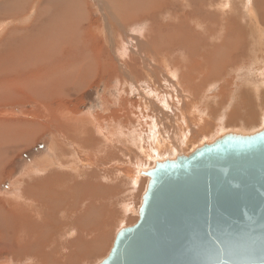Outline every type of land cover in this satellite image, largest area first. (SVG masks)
Returning <instances> with one entry per match:
<instances>
[{
	"label": "rangeland",
	"instance_id": "374dc122",
	"mask_svg": "<svg viewBox=\"0 0 264 264\" xmlns=\"http://www.w3.org/2000/svg\"><path fill=\"white\" fill-rule=\"evenodd\" d=\"M106 1H109V3L107 2V5H104L101 0H99V1L98 0H28V1L27 0H0V27H1L0 28V41H1L0 43L1 44L3 43L2 44L3 46L0 44V48L1 47L3 48V49H0V50H2L0 52V57H2V56L5 57L4 54L9 51L8 46L10 47V45L7 42L10 39L11 41L13 40V43L15 46L17 44V45H20L22 47L23 46L26 47L27 45H30L32 43L30 45L32 47V50L36 49V47H35L36 45L37 46L40 45L41 47L40 46L39 47H40L41 53L38 52L40 54V57H45L48 53L58 55V52H60L63 56L65 54H67V58H69L71 55L80 56V53L82 52V53L89 56V60L91 61V63L94 66V68L92 67V69H90V71H88L85 74L87 77V80L85 81V83L83 85H79V84L73 85V83H71L70 78L67 79V81H64L65 83L63 82V85L58 83V84H60V85H58V91H57L58 92L57 101H59V104L51 103L49 105L44 104V105L38 106V105L28 103L26 101V99L23 100L22 97H21V100H17L15 98L12 100H8L7 103L0 102V113H1V111H7V112L9 111L7 113V116H5L6 118L4 117L6 120H8V118H13V117H16V118L20 117L21 119L25 118L27 120L22 119L23 122L25 120V123H28L25 125V128L29 131L30 129H32L36 126L35 130H37V132H35V130H34L31 133L24 135L23 140L31 138L32 143H30L29 145H27L25 147H22L21 149H16V145H15V148H13V144H8V151L6 153V158L8 157L7 158L8 161L5 163V166H0V178L3 179V182L0 181V195L4 194L3 192H5L6 193L5 197L7 196L6 199H8L11 204L13 203L12 205L15 206L16 208L18 206H21V205H22V207L25 206V209H28V211L30 212V214H31L30 216L32 218L35 217L34 220L38 223V227H36V230L38 233L35 231L32 234V236H29L30 238L28 237L29 239H33L32 240L33 242L36 239H37V241L34 243L29 242L31 249H29L30 248L29 245L27 247L28 249L25 248L24 252L26 253V256L23 255L20 258V260L17 261L19 263H17L16 260H13L14 258L12 259V256L8 257V256H6V253L5 254L3 253L6 250H0V254H1L0 255V264H32V263L33 264H44V263L50 264L49 262H47L49 260L50 261L53 260L52 264H54L55 259L58 261V262H56L57 264H98L107 256V254H108V252L112 246L114 236L116 235L117 231L123 227L133 226L138 220L137 211H138V208H139L140 203H141L142 195L146 189V185H144V183L148 181V178L144 174H139L138 179H137V185H133L134 187L131 188L130 187L131 185L129 184V182H126L127 179H125L124 177H121L122 175L120 173V177H118V180L120 182L122 181L120 183V186L122 185L121 186L122 189H121V187H119V189H121V190H120V194L118 195L117 198H114L111 195L113 193V191H111V190H113V189L106 191V193H104L103 191H102L103 193H101L100 192L101 191V189H100L101 185H100V188L96 189L97 190L96 193H99V192L100 193L99 194H94L95 192L93 193L95 195V197L92 194L91 195L93 197H91L90 195H88L89 196L88 197L87 194H85L86 196H84V195L81 196L80 193H76L75 191L73 192V189L70 188L67 191V194H69V195H66V193H65L64 196H66V197L62 196L63 199L60 198L61 193L59 194L58 190L56 192H54L56 194L53 193V196H52L54 198V199L52 198L53 206L56 205L54 207L53 206L51 207V205H49L48 203L44 204L45 203L44 201H42L40 203V199H39L37 202H38V204L40 203L42 205V206L40 205V208H39V207H37L38 204L32 203V201H34L35 197L33 198L32 193L29 192L30 191L29 185H31L32 183H30L31 179L29 181H26L27 178L21 179V180H23V186H22V188L24 189V190H22L23 196L17 197V199H15V198H13L14 195H8L9 191H7V190L10 187V183L14 182L12 179H14L19 174L21 175L22 172L25 171L27 169V167L31 165V162L32 163L34 162L32 160H35L41 154L47 152L49 144L51 143L50 139L52 138V135H51L50 131H48L47 129L44 128L42 123L46 122L47 118L45 116L48 114L49 111L57 109L65 115L68 114L69 117H75L78 115L86 116V115H84V112L90 111L92 113L98 114L99 117L101 116L104 119L110 117L108 119H111L110 120L111 122L113 121V119H117V121H119V123H123L126 121V118L124 119V117H126V114L123 111L118 112V114H113V112L118 111L121 108L122 109L123 108H129L130 110H134V111H132V114L134 116H136L137 113H135V112H137V110L135 109V107H137L139 105V104H137V103H139V99H142L145 101V103L147 102L146 103V111L147 112L146 111L143 112L142 115L146 119L150 116L149 118L154 122L155 128L158 127L157 125L159 123L161 125L159 126L158 130L160 129L161 126H163L162 128L165 131H167L168 128H169V130H174L175 128H179L181 126V120L182 119H184V120H182V124L184 125V123H186L185 118H186V116H188L189 119H191L193 122H195V126H194L195 128L189 127V128L181 129L182 131H184L183 135H186V141L185 142H187V143L183 146L182 150H180L181 152H171V153L169 152V153L165 154L164 156H162L161 158H158V160H160V161H162L165 158L172 159L175 157V155H187V154L191 153L196 147L200 146L202 143L212 142L215 138H217L220 135V134L217 135V133H216V131L218 132L219 130H221V129L216 127L218 125L223 126V129L220 131L222 134L225 132H238L241 134H252L258 130L264 129L263 126H259L258 124H255L256 121L254 123H252L249 127V124L247 126L243 125L244 123H239V120H238V122H237V120H231V122H235L233 127H226V126H228V124L222 123L225 118L224 119L221 118V120H220L217 117V116H221L223 113L225 115L228 111L227 115H225L226 117L228 116V118L239 116L240 118L245 120L244 115H247L246 121L250 120V122H253L252 121L253 119H257V122H260L261 120L264 121V119H263V117H264V114H263L264 113V87L263 86L264 85H262V83L264 81L263 80L264 75L262 74V73H264V0H189V1L188 0H161V1L158 0L159 2L156 0L157 4H159L158 8H155L156 5H152L153 1H155V0H135V2L138 3V4L136 3V6L134 4L135 3L134 0H132V3H131V1L128 2L129 0L128 1L123 0V1H121L122 3L120 2V0H106ZM111 1H116L117 6L115 7V5L112 4ZM125 2H126V5H125ZM139 3H140V5H139ZM128 4H129V8L132 10H130L129 8L126 9L128 7ZM131 4L132 5L134 4V7L131 6L132 7L131 8L130 7ZM109 6H112V7L110 8ZM137 6L138 7L141 6L140 7L141 9H139ZM120 7H123V8L120 9ZM36 8H38V9H36ZM40 8H42V9H40ZM122 9H125V10H122ZM153 9H155V10H153ZM121 10L123 11V13H121L122 12ZM137 10H138V12H137ZM41 11H42V14H41ZM43 11H45V12H43ZM50 12L53 14V17H51ZM124 12H126L125 13L126 15L124 14ZM130 12L133 14L129 15V14H131ZM139 13H140V15H139ZM42 15L44 16V18ZM115 15H117L119 18L115 17ZM110 16H112V17L110 18ZM132 16H133V18H132ZM68 17L70 20L68 19ZM121 18H123L122 22L126 21L125 23L128 24L127 26L126 25L121 26L120 21H117ZM133 19H134V21H133ZM140 19H142L143 21L141 20L142 22H140ZM40 20H41V22H40ZM47 21H50V22L52 21V22L50 23ZM212 21L214 22V24L217 23V27H216V25H214V26L219 31H217L216 29L213 31L212 28H215V27H213V25L211 24V23H213ZM229 21H230V23H232V21H233V23L240 25L241 29H239V31L235 27H233L232 30H230L231 28L225 29L223 27V25L225 24V22L228 23ZM60 22H63V23H60ZM109 22L111 23V25ZM209 26H210V28H209ZM25 27H26V30H25ZM16 28H19V29H16ZM51 28L52 29L54 28V30H56L58 28L60 30L66 28V30H64L65 32L63 31L60 34L53 32V35H50V36H47L46 34H44L47 30H49ZM11 29L14 31L15 30H20V31L22 30L21 32H24V30H25L28 35L24 34V37H23V35L21 37L19 35H17L16 38L18 40L14 39L16 34L11 33V31H12ZM111 29H112V31H111ZM210 29H212V30H210ZM220 29H221V31L222 30H224V31L221 32ZM175 30L178 33H176ZM7 31L9 34L12 35V37H10L11 35H9L7 33ZM67 31H68V34L66 33ZM151 31H153V32H151ZM237 31H238V33H237ZM241 31H242V33H240ZM223 32H224V34H223ZM233 32H236L235 34H238V35L240 33L239 37H241V38L244 37L243 39H238V36L234 35V37H232V38H234V42L240 40V42L242 43V46L243 47L245 46L246 49H248V50H246V52L243 54L244 59H243V57H241L242 62L240 61L239 65H237V66H239V68H237V69H235V66H234V68L232 67L233 64L228 65L229 67L228 66L225 67L223 71L219 67H214L215 65H213V66L210 65L209 70L211 71V74L213 72V69L211 67L218 68L216 70L220 69V71H221V73H220V71H219V73L216 72V75H215V77L217 78V76L219 74L218 77L220 78V81L214 82L216 80L212 81V79H211V81L210 80L209 81L214 82V83H213V85L211 83L212 86H210V84H208L209 81H207V78L211 77V75L209 76L210 72L207 69L208 67L203 68L202 69L203 71L201 70L200 71L201 73H198V71L197 72L194 71L195 65L192 66V64L200 63L202 60H203L202 62H205L204 58L199 54V53H201L200 51H202V49H199V47L195 51H192L189 53V51H191L193 49V47H192L194 44L193 41L195 39H197V40H205L206 39V41L210 40V44H214V43L217 44L220 40L219 38L222 37L221 38L222 40H220L221 42L219 43V45H222L221 43L224 41V39L230 38L228 40L233 41L231 38V35L233 36V34H234ZM40 33H42V34H40ZM116 33L118 34V36ZM218 33H219V35H218ZM137 34H140V37L143 34L144 36H142V37H144L146 39H143L142 37L140 38ZM146 34H147V36H146ZM205 34H206V36H205ZM221 34L225 35L227 38H224L225 36H221ZM243 34L245 36H242ZM76 35H78V36H76ZM152 35H154V36H152ZM157 35L159 37H156ZM175 35H178V36H175ZM182 35L184 36V38ZM217 35H218V37H217ZM31 36H33L32 40L30 38ZM92 36L96 37V38H93ZM97 36H98V39H97ZM107 36H108V38H106ZM150 36H151V38H150ZM165 36H166V39H165ZM52 37H55V39ZM147 37H149V38L147 39ZM235 37L237 38V40L235 39ZM155 38L157 39V41L160 40V43L157 41L155 42ZM169 38H172V41H169V40H171ZM19 39L21 41H19ZM63 39L66 40L65 42H67V44L68 43L70 44L69 47L67 45L62 44V41H64ZM94 39H96V40H94ZM180 39H181V41H180ZM10 40H9V42L11 43ZM26 40H27V42H26ZM144 40H147L148 42L144 41ZM164 40H165V42H164ZM241 40H244V41H241ZM28 42H29V44H28ZM185 42H187V43H185ZM13 43H11V44H13ZM97 43H99V44H97ZM232 43L233 42L229 43V45L231 44V47H235ZM241 43H239V44H241ZM4 44H7V45H4ZM223 44H224V42H223ZM239 44H236V45H239ZM61 45L65 46V48H61ZM5 46H7V47H5ZM157 46L160 47L162 50L160 48H158ZM175 46H177V47H175ZM187 46H189V47H187ZM48 47H49V49H48ZM123 47H124V50H122ZM152 47H154V48L152 49ZM156 47L158 49H156ZM217 47H218V45H217ZM41 48H43V49H41ZM189 48H191V49L189 50ZM154 49H156V52ZM241 49H242V47H241ZM3 50H4V52H3ZM49 50H51V51H49ZM119 50H121V51H119ZM164 50H167V52H169L168 53L169 58L166 57L167 55L165 56V54H167V52H165ZM43 51H45V52H43ZM47 51H48V53H47ZM117 51H118V54H115V52L117 53ZM123 51H124V55H122ZM125 51H128V53ZM129 51H130V54H129ZM251 51L253 54H251ZM2 52L4 54H2ZM35 52H37V50H35ZM119 52H121V53H119ZM150 52H151V54H150ZM153 52L156 54L154 55ZM38 53H36V55H38ZM144 53H145V55H144ZM128 54H129V57H128ZM131 54H132V56L130 57ZM133 54L134 55L136 54V55L134 56ZM171 54L173 57L171 56ZM157 55H159V56L157 57ZM178 55H180V56H178ZM182 55H183V57H182ZM190 55L194 56V57L192 56L193 59L190 57ZM125 56L127 57V59L129 61H127ZM154 56H155V60H153ZM186 56H187V60L190 58L189 61H187V64L192 66L189 68V72L190 73L192 72V78L196 79V77H197V80H201V81L196 80L197 83L195 81L193 82V83L198 85L197 90L194 89L195 88L194 86H196V85H194V84L190 85V82L188 81V83H189L188 90L195 91V96L193 94L188 99L185 98L186 95L183 94V91L178 92L177 88L174 92L176 96L172 92V91H174L173 89H175V85L172 84L170 78L168 77V74H166L164 72L165 67H166L165 65H167V63L166 64L164 63L163 65H159L160 67L155 65L156 62H159L158 59L163 60V59L167 58V60L169 62H172L171 65L176 66L178 63L182 64L180 62V60H178L180 58H181V61L183 63H185L186 62V59H185ZM119 57L120 58L122 57L121 58L122 61L120 60ZM176 57H178V58H176ZM228 57H230V59H234L232 56H228ZM113 58L116 60H114ZM150 58H152V59H150ZM182 58H183V60H182ZM194 58H196V60L198 62L195 61ZM148 60H149V63H148ZM173 60L175 62H177V64H175V62ZM3 61L5 62V58ZM32 61L34 63H39L37 56H34ZM130 61H131V63L134 64V65H131L133 68H135V69L139 68L138 70H140L142 68V70H140V71H143V73H146L147 75L149 73L152 74V72H154V76H153V74L152 75L150 74V76H151L150 79H152V80H148V82H147L145 79L147 84L145 85V81H144L143 86L142 87L139 86L137 88L132 83H130V81H127V79L125 77L123 78L124 81L122 83L117 82L118 80L116 81V79L112 76V74L114 73V71L117 73H120V72L126 73L127 63ZM145 61L149 65L150 64L151 65L149 66ZM4 62H2L1 65H3ZM188 62H190V63H188ZM202 62L200 64H202ZM206 62H208V61H206ZM114 63H115V65H114ZM243 63H244V65L241 66V64H243ZM257 63H258V65H257ZM108 64H109V66H108ZM111 64L114 65L113 68L111 67ZM121 64H123V65H121ZM140 64H141V68L139 66ZM152 64H153V66H152ZM37 67H40L39 64L31 65L30 67L27 68V70H31L32 72H30V74H22L23 78H24V82L27 80H30L29 82H27V84L25 83L22 85V93L24 92L25 87L30 86V85H36L35 83H43L44 82V78L40 82H38V79H36L40 73V72H38ZM161 67H162V70L160 69ZM103 68L106 70H103ZM124 68H125V70H124ZM147 68L149 69V71ZM193 68H194V70H193ZM113 69H114V71H113ZM150 69L153 71L150 72ZM257 69H259V70L257 71ZM46 70H49V69H46ZM105 71H107V72H105ZM109 71H112L113 73L109 72ZM158 71H159L160 75L156 76L158 74L157 73ZM193 71H194V73H193ZM260 73H261V75H260ZM172 74H174V73H172ZM40 76H43V75L40 74ZM152 76L155 77L154 80H153ZM169 76H170V74H169ZM201 76L203 77V80L200 79ZM212 77H214V75ZM221 78H224V79H221ZM117 79H118V77H117ZM244 79L246 81L242 84ZM151 81H153L154 84ZM205 81H207L206 84H208V85L205 84ZM247 82H249L250 84H247ZM258 82L259 83L262 82V83L258 84ZM161 83L164 85H161ZM130 84L135 88L134 90ZM152 84H153V86H152ZM155 84H156V86H155ZM199 84H200V86H199ZM241 85L242 86L244 85V86L242 87ZM146 86H148V88H146ZM162 86H164V87H162ZM202 86H206L207 88H205V87L202 88ZM129 87H132V88L129 89V94L125 97L123 95L124 92L122 90H124L125 88H129ZM143 87H145V88H143ZM156 87H158L157 88L158 90L156 89ZM236 87H237V89H236ZM247 87H249V88L251 87V89H252V87H255V89H257V91L253 90V93L254 94L257 93L256 96L259 95L258 100L255 99V96L254 97L252 96V90L247 88ZM168 89H170V90H168ZM204 89H206V90H204ZM132 90H133V92H130ZM221 90L224 93L223 98H219L220 96L218 95V93ZM244 90L251 91L250 94H249V91H248V93L246 91L247 96L245 95V99H247L246 97H248V95H249V97L247 99L249 101L248 103L253 101V102H251L253 104L250 103L251 105H249L248 108H247L248 104L246 101H245L246 104L244 102L243 106H241L240 104H238V99L235 98V97H238L239 95H243L245 93ZM161 91H162V93L164 91L165 92L163 94H161L160 93ZM170 91H171V93H170ZM203 91L206 95L203 93ZM242 91L244 93L240 94V92H242ZM63 92H64V94H66L65 96H64V94H62ZM140 93H142V95H144V94L148 95V96H146L147 99L139 96ZM159 93H160V96L158 98ZM168 93L170 95H168ZM182 94L185 95V97H183ZM201 94H203V95H201ZM58 95H60V96H58ZM161 95L164 96V98L161 97ZM260 96H262L263 98ZM123 97H125L126 99L122 100ZM160 97L162 98L163 104L161 103ZM168 97H170V98H168ZM181 97H183V98H181ZM148 98H149V102H148ZM154 98L156 100V103H155V100H153ZM197 98H198V101H197ZM207 98H209V100ZM249 98H250V100H249ZM175 99H177V101ZM182 99H183V101H182ZM194 99H196V101L198 103L200 101V103L202 105L201 108H198L196 106V104H198V103L194 102L195 101ZM171 100L173 102L170 103ZM191 100L193 103L192 104L193 108H191L192 107L191 106ZM103 101L105 103L107 102V106H105V103ZM233 101H235V102H233ZM239 101H241V100L239 99ZM109 102H111V104ZM186 102L188 105L186 104ZM219 103H221L220 104L221 106L219 105ZM256 103H257V105H256ZM164 104L165 105L168 104L167 105L168 108ZM224 104H225V106H224ZM236 104H237V107H236ZM148 105H149V108H147ZM171 105H172V107H171ZM175 105L180 106V108L183 106L182 107L183 110L179 109V107L178 108L174 107ZM214 105H218V108H217V106H214ZM42 106H44V107H42ZM187 106H188V108H187ZM222 106H223V108H222ZM202 107H204L203 110L205 113L203 112ZM220 107L222 110H220ZM34 108L37 112L34 110ZM45 108H47V109H45ZM224 108H226V110ZM237 108H238V110H237ZM48 109H49V111H48ZM231 109L232 110L236 109L237 112L234 111V113H232L233 111ZM260 109L262 111V114H261L262 117L259 116L260 117L259 118L255 112L258 111L260 114ZM40 110H41V112H40ZM174 110H177L179 113L177 111L174 112ZM209 110H210L211 114L213 112V114H212L213 116L209 115L210 114L208 112ZM213 110H215V111H213ZM219 110L222 112L221 115H219V113H221ZM38 111L40 114H42L45 117V119H42L40 117ZM97 111H99V112H97ZM217 111H219V112L217 113ZM12 112H13V114H11ZM29 112H31V113H29ZM28 113H29V115L35 114V115H33L35 117L29 116ZM44 113H46V114H44ZM69 113L71 115H69ZM106 113H108V114H106ZM183 113L185 115H183ZM194 113H195V115H194ZM215 113H217V114H215ZM172 114H173V116H172ZM200 114H202V115L200 116ZM204 114H206V115H204ZM236 114H237V116H236ZM26 115H27V117L29 116V118H31V119L27 118ZM162 115H165V117ZM193 115L194 116L198 115V116L194 117ZM151 116H152V118H151ZM202 116L204 117L203 121L201 119ZM207 116L208 117L210 116L211 119H209ZM36 117H37V119H36ZM39 117H40V120H39ZM34 118H35V120H34ZM194 118H195V120H194ZM178 119H180V120L177 121ZM198 119H201L202 123ZM158 120L159 121L161 120L164 123L163 122L161 123V121L159 122ZM175 120H176V122H175ZM40 121H41V123H40ZM168 121L173 123V124L169 123ZM197 121H199V122H197ZM213 121H214V123H213ZM226 121H228V120H226ZM205 122L207 123V125H205L206 124ZM77 126L75 125L74 127H77ZM211 126H215L218 130H216V129H214L216 131L211 130L212 129V128H210ZM207 127H208V129H207ZM165 128H167V129H165ZM227 128H229V130ZM186 130H188L189 133H188V131L186 132ZM208 131L211 134H209ZM30 134H32V135H30ZM196 134H198V135H196ZM34 135H35V137H33ZM181 139L184 140V137H182ZM202 140H204V141H202ZM96 153L93 155V156H95V158H97V157L99 158L102 154V153L101 154L97 153V155H98L97 156ZM4 154L2 153L1 155H4ZM103 155L108 156V157H105V156L103 157V158H105V160L110 157L108 153H103L102 156ZM91 156H92V154H91ZM133 156L137 157L136 153H134ZM102 161H103V159H102ZM102 161H101V163H102ZM118 162L120 165V161H118ZM102 164H105V161H103ZM132 165L133 164L130 163L128 165V167L132 166ZM100 166H101V168H100ZM100 166L98 168L99 169L98 171H100V172L98 173V171L96 170L94 172L95 175L92 171H90L88 169L80 168L78 170V172H80V171H83V172L80 174L81 176H79L78 180L79 181L85 180V181H82L83 184L88 183L89 186H93V184L94 185L96 183L99 184V181L101 179L102 180L100 181V183H104L103 174H106L115 183L116 178L112 177L115 169L114 168L107 169V166L105 169V167L103 165H100ZM139 166H141V170L152 168L153 162H150L146 166H144V164L141 163ZM147 166H149V167H147ZM51 167L53 170H50ZM51 167L49 169H47L48 171L45 170L43 172V174L41 175L42 178L43 177L45 178L47 176V174H49V172L53 173L52 171H54V170L56 171L55 168H57V166L56 167L51 166ZM108 168H110V166H108ZM88 173L92 174V176L89 175ZM99 177L101 178L100 180H99ZM67 179H65L61 183H64V182H65V184H79L80 183L78 180H75L76 183L73 182L74 180H72V177L69 176V174H68ZM92 180H93V183H92ZM106 181H108V180H106ZM31 182H32V180H31ZM89 183H91L92 185ZM24 187H26V188H24ZM127 188H129L128 189L129 191L126 190ZM99 189H100V191H99ZM24 191H25V193H24ZM108 192H110V194ZM30 194H31V197H30ZM26 196H29L31 199L30 198L28 199V197L26 198ZM67 197H68V201H67ZM70 197H72V198H70ZM93 198L95 199L96 203L93 201L94 200ZM0 199H1V197H0ZM20 199H22V200H20ZM80 199H82L84 201L86 200L87 202L85 201L86 203L82 204L83 201ZM96 199H98L100 202ZM56 200L60 201V202H57ZM61 200H62V202H61ZM101 200H103V201H101ZM63 203H64V207H63ZM87 203L90 204V206ZM94 203H95V205H94ZM99 203L101 205H99ZM47 204L50 206L51 210L53 209L52 210L53 213L50 210L49 206H46ZM34 205H36L37 208L33 207ZM80 205L82 207H80ZM93 205H94V208L92 207ZM122 205H124L123 211H121ZM30 206L32 207V209ZM44 206L47 209H45ZM59 206H61V207H59ZM95 206H96V208H95ZM87 207H89V212H87L88 210H86V209H88ZM5 208L7 209V206ZM77 208H78V210H77ZM33 209L34 210L36 209V211H34ZM70 209H71V211H70ZM74 209L76 211H74ZM90 209H91V211H90ZM44 210H45V212H44ZM119 210H120V212H119ZM39 211L41 213H39ZM32 212H35L33 214L34 217L32 216ZM76 212H77V214H75ZM38 213L40 214V216L43 217L42 219ZM80 213L94 214V216L89 215L90 217H88L87 219L84 220L85 217H83ZM0 214H10V213H5V210H3V212ZM11 216H13V215H11ZM36 216H38L39 218H37ZM44 217H46V218H44ZM49 217L52 218V220ZM80 218H82V219H80ZM53 219H55V220H53ZM66 219H69L68 223L71 226V229H70L71 231L75 230V228H77L83 222H85L84 223L85 226H87L89 224H90V226H89V228H86L84 226V224H82V226L80 228V233H75L76 235L72 233L73 236L70 237L68 234L63 233L65 230H66L65 232H67V229L69 230V228H67V227L64 228L63 224H61V222H65ZM71 219H72V221H71ZM34 220L32 219L33 222H34ZM58 220L60 221V223L58 222ZM54 221L57 224L53 223ZM48 222L49 223L51 222V224H47ZM93 222H94V224H96L94 227L91 226V223H93ZM54 224H56V225H54ZM58 224L59 225L61 224V225L59 226ZM45 225H46V227H45ZM47 227L50 229H48ZM59 227H60V229H59ZM84 229H86V230H84ZM49 230H50V233H48ZM81 230H83V231H81ZM3 232H4L3 227L0 224V234ZM55 233H57V234H55ZM26 234L27 233H25L23 236L24 239H25V237H27ZM64 234H65V236H64ZM78 235L81 237H77ZM82 235H84V236H82ZM51 236H52V238H51ZM54 236L56 237L55 241L53 240V239H55ZM94 237H95V239H94ZM28 238H26V239H28ZM74 238H76V239H74ZM87 238H88V240H87ZM93 240H94V242H93ZM26 241H27V243H26ZM69 241L71 242V244ZM22 242H24V244H28V240H24ZM39 243H41V244H39ZM67 243H69V245ZM76 243H77V245H76ZM79 244H81V245L79 246ZM74 245H75V247H74ZM69 246L70 247L72 246V247L70 248ZM81 246H84L85 248L81 247ZM64 247L66 249H68V251ZM73 248H74V250H73ZM77 248L80 251H78ZM82 249H84V250L87 249V250H85L83 252ZM62 250H63V252H62ZM50 252H52V255L49 257ZM7 253L9 256L11 255L10 252H7ZM71 253H72V255H71ZM54 254L57 257H55ZM68 254H70V255L68 256ZM64 255L66 257H64ZM32 256L34 257V260H33ZM25 257H27V258H25ZM35 257L37 258L36 260H35ZM44 258L45 259L49 258V260L47 259V261H45ZM30 260H31V262H29ZM12 261H13V263H12ZM9 262H11V263H9ZM81 262H83V263H81Z\"/></svg>",
	"mask_w": 264,
	"mask_h": 264
},
{
	"label": "bare ground",
	"instance_id": "6f19581e",
	"mask_svg": "<svg viewBox=\"0 0 264 264\" xmlns=\"http://www.w3.org/2000/svg\"><path fill=\"white\" fill-rule=\"evenodd\" d=\"M28 1V0H27ZM99 1V0H98ZM102 1V3L104 4V5H107V2L109 3V1H106V0H101ZM121 1H123V0H120V2ZM128 1V0H127ZM131 1V3H132V0H129L128 2H130ZM158 1V0H157ZM157 1L155 0V1H153V4L152 5H156L155 6V8H158L159 7V4H157ZM161 1V0H160ZM189 1V0H188ZM112 2V4H114L115 5V7L117 6L116 5V1H111ZM134 2H135V0H134ZM133 2V3H134ZM159 2V1H158ZM64 3V2H63ZM101 3V2H100ZM99 3V4H100ZM119 3V2H118ZM117 3V4H118ZM122 3V2H121ZM136 3L137 2H135L134 4H135V6H136ZM36 4V3H35ZM134 4L132 5H130V7L131 6H133L134 7ZM138 4V3H137ZM29 5V4H28ZM110 5V4H109ZM124 5V4H123ZM125 5H126V2H125ZM139 5H140V3H139ZM213 5V4H212ZM220 5V4H219ZM101 7V6H100ZM110 8L112 7V6H109ZM127 7V6H126ZM138 7V6H137ZM141 7V6H140ZM140 7H138L139 9H141ZM220 7V6H219ZM34 8V7H33ZM44 8V7H43ZM102 8V7H101ZM108 8V7H107ZM118 8V7H117ZM121 8H123V7H120V9ZM129 8V4H128V7L126 8V9H128ZM132 8V7H131ZM137 8V9H138ZM154 8V7H153ZM36 9H38V8H36ZM40 9H42V8H40ZM39 9V10H40ZM47 9V8H46ZM115 9V8H114ZM119 9V10H120ZM130 9V8H129ZM13 10V9H12ZM17 10V9H16ZM26 10V9H25ZM49 10V9H48ZM78 10V9H77ZM116 10V9H115ZM122 10H125V9H122ZM121 10V11H122ZM130 10H132V9H130ZM136 10V9H135ZM134 10V11H135ZM147 10V9H146ZM153 10H155V9H153ZM79 11V10H78ZM114 11V10H113ZM117 11V10H116ZM38 12V11H37ZM43 12H45V11H43ZM112 12V11H111ZM133 12V11H132ZM137 12H138V10H137ZM47 13V12H46ZM70 13V12H69ZM72 13V12H71ZM117 13V12H116ZM121 13H123V11L121 12ZM126 12H124V14H125ZM131 13V12H130ZM41 14H42V11H41ZM49 14V13H48ZM50 14H51V17H53V14L50 12ZM105 14V13H104ZM118 14V13H117ZM133 13H131V14H129V15H132ZM10 15V14H9ZM74 15V14H73ZM72 15V16H73ZM112 15V14H111ZM126 15V14H125ZM128 15V14H127ZM137 15V14H136ZM139 15H140V13H139ZM33 16V15H32ZM38 16V15H37ZM43 16V15H42ZM41 16V17H42ZM49 16V15H48ZM107 16V15H106ZM142 16V15H141ZM192 16V15H191ZM11 17V16H10ZM31 17V16H30ZM74 17V16H73ZM112 16H110V18H111ZM115 17H117V18H119L117 15H115ZM114 17V18H115ZM230 17V16H229ZM8 18V17H7ZM40 18V17H39ZM43 18H44V16H43ZM72 18V17H71ZM109 18V17H108ZM128 18V17H127ZM132 18H133V16H132ZM131 18V19H132ZM138 18V17H137ZM147 18V17H146ZM51 19V18H50ZM68 19H69V17H68ZM122 19L123 18H121V19H119V20H117V21H120V24H121V26H124V25H128V24H126L125 22H122ZM135 19V18H134ZM134 19H133V21H134ZM49 20V19H48ZM52 20V19H51ZM70 20V19H69ZM128 20V19H127ZM142 19H140V22H142L141 21ZM187 20V19H186ZM229 20V19H228ZM237 20V19H236ZM35 21V20H34ZM189 21V20H188ZM210 21V20H209ZM242 21V20H241ZM40 22H41V20H40ZM47 22H50V21H47ZM52 22V21H51ZM50 22V23H51ZM139 22V21H138ZM187 22V21H186ZM213 22V21H212ZM60 23H63V22H60ZM108 23V22H107ZM106 23V24H107ZM110 23V22H109ZM115 23V22H114ZM151 23V22H150ZM211 23V22H210ZM232 23H233V21H232ZM230 23V21L228 22V23H226L225 22V24L223 25V27L225 28V29H228V28H231L230 30H232V28L233 27H235L238 31H239V29H241V26L240 25H237V24H235V23ZM237 23V22H236ZM105 24V25H106ZM212 25H213V27H215L214 25H216V27H217V23H215L214 24V22L213 23H211ZM235 24V25H234ZM110 25H111V23H110ZM115 25V24H114ZM173 25V24H172ZM182 25V24H181ZM186 25V24H185ZM258 25V24H257ZM188 26V25H187ZM208 26V25H207ZM52 27V26H51ZM111 27V26H110ZM183 27V26H182ZM190 27V26H189ZM216 27L215 28H212L213 29V31L216 29ZM222 27V28H223ZM1 28V27H0ZM13 28V27H12ZM24 28V27H23ZM103 28V27H102ZM109 28V27H108ZM113 28V27H112ZM128 28V27H127ZM209 28H210V26H209ZM221 28V29H222ZM223 28V29H224ZM14 29V28H13ZM16 29H19V28H16ZM22 29V28H21ZM56 29V28H55ZM110 29V28H109ZM115 29V28H114ZM117 29V28H116ZM119 29V28H118ZM125 29V28H124ZM179 29V28H178ZM212 29H210V30H212ZM221 29H220V31H221ZM12 30V29H11ZM10 30V31H11ZM25 30H26V27H25ZM24 30V32H21L20 30H12L11 31V33H13V34H16L15 35V38L14 39H17L16 38V36L17 35H19L20 37L23 35V37H24V34H26V35H28L27 34V32ZM64 30H66V28L65 29H56V30H54V28L52 29H49V30H47L44 34H46L47 36H50V35H53V32L54 33H57V34H60V33H62ZM99 30V29H98ZM134 30V29H133ZM145 30V29H144ZM155 30V29H154ZM170 30V29H169ZM217 31H219L218 29H216ZM234 30V29H233ZM111 31H112V29H111ZM128 31V30H127ZM126 31V32H127ZM148 31V30H147ZM160 31V30H159ZM168 31V30H167ZM176 31V30H175ZM222 31H224V30H222ZM221 31V32H222ZM236 31V30H235ZM238 31H237V33H238ZM65 32V31H64ZM138 32V31H137ZM146 32V31H145ZM151 32H153V31H151ZM7 33H8V31H7ZM67 34H68V31L66 32ZM75 33V32H74ZM98 33V32H97ZM105 33V32H104ZM157 33V32H156ZM172 33V32H171ZM176 33H178L177 31H176ZM184 33V32H183ZM186 33V32H185ZM204 33V32H203ZM232 33V32H231ZM234 34H233V36L231 35V38L232 37H234V35H236V36H238V39H243V38H241V37H239L240 36V33H242V31L239 33V35L238 34H235L236 32H233ZM9 34V33H8ZM40 34H42V33H40ZM117 34V33H116ZM126 34V33H125ZM159 34V33H158ZM163 34V33H162ZM168 34V33H167ZM208 34V33H207ZM216 34V33H215ZM223 34H224V32H223ZM6 35V34H5ZM9 35H11V34H9ZM96 35V34H95ZM94 35V36H95ZM132 35V34H131ZM139 37H140V34H137ZM181 35V34H180ZM179 35V36H180ZM218 35H219V33H218ZM218 35H217V37H218ZM39 36V35H38ZM55 36V35H54ZM76 36H78V35H76ZM99 36V35H98ZM98 36H97V39H98ZM117 36H118V34H117ZM142 36H144L143 34H142ZM141 36V37H142ZM146 36H147V34H146ZM152 36H154V35H152ZM175 36H178V35H175ZM183 36V35H182ZM205 36H206V34H205ZM221 36H225V35H222L221 34ZM242 36H245L244 34L242 35ZM7 37V36H6ZM10 37H12V35L10 36ZM27 37V36H26ZM29 37V36H28ZM33 36H31L30 38H31V40L33 39L32 38ZM93 37V36H92ZM127 37V36H126ZM137 37V36H136ZM140 37V38H141ZM156 37H159L158 35L156 36ZM161 37V36H160ZM181 37V36H180ZM189 37V36H188ZM29 38V39H30ZM36 38V37H35ZM52 38H54L55 39V37H52ZM65 38V37H64ZM93 38H96V37H93ZM103 38V37H102ZM101 38V39H102ZM106 38H108V36L106 37ZM143 39H146V38H144V37H142ZM149 37H147V39H148ZM150 38H151V36H150ZM162 38V37H161ZM183 38H184V36H183ZM197 38V37H196ZM222 38V37H221ZM221 38H219L220 40H222ZM224 38H227L226 36L224 37ZM7 39V38H6ZM48 39V38H47ZM46 39V40H47ZM105 39V38H104ZM110 39V38H109ZM108 39V40H109ZM165 39H166V36H165ZM169 39H171V40H169V41H172V38H169ZM210 39V38H209ZM218 39V38H217ZM228 39H230V38H227V39H224V44H223V42L221 43L222 45H219V43L221 42L220 40H219V42L217 43V44H210V40H208V41H206V39L205 40H197V39H195L194 41H193V49L191 50V51H189V53L190 52H192V51H195L198 47H199V49H202V51H200L201 53H199L203 58H204V61L205 62H202V64H200V63H197V64H192V66H194L195 65V70H194V68H193V70L194 71H198V73H201L200 71L203 69V68H205V67H208L207 69L209 70L210 68V65L211 66H213V65H215L214 67H219L220 69H222V71L224 70V68L225 67H227L228 65H232L233 64V68H234V66H235V69H237V68H239V66H237V65H239V63H240V61L242 62V60H241V57H243V54L246 52V50H248V49H246V47L244 46H242V43L240 42V40L239 41H235L234 42V38H232V40L233 41H229ZM235 39L237 40V38L235 37ZM10 40V39H9ZM9 40H8V42L7 43H9V45H10V47L8 46V48H9V51L7 52V53H3L4 52V50H3V52H2V54H4V56L5 57H0V102H3V103H7V101L8 100H12V99H17V100H21V97H22V99L24 100V99H26V101L28 102V103H31V104H34V105H38V106H40V105H44V104H51V103H54V104H59V101H57V94H58V85H63V82L64 81H67V79H71V83H73V85L74 84H79V85H83L84 83H85V81L87 80V77H86V73L88 72V71H90V69H92V67L94 68V66H93V64L91 63V61L89 60V56L88 55H86V54H84V53H80V56H78V55H71L69 58H67V54H65L64 56L60 53V52H58V55H54V54H50V53H48V51H47V55L45 56V57H40V54L39 53H41L40 51V47L39 46H37L36 44V49L35 50H37V52H35V50H32V47L30 46V45H27L26 47L25 46H20V45H17L16 44V46L14 45V43H13V40L11 41V43H13V44H11L10 42H9ZM18 40V39H17ZM64 41H62V44L63 45H67L68 47H69V43L67 44V42H65L66 40L65 39H63ZM94 40H96V39H94ZM103 40V39H102ZM113 40V39H112ZM183 40V39H182ZM188 40V39H187ZM215 40V39H214ZM245 40V39H244ZM244 40H241V41H244ZM16 41V40H15ZM19 41H21L20 39H19ZM48 41V40H47ZM88 41V40H87ZM105 41V40H104ZM103 41V42H104ZM141 41V40H140ZM144 41H147V40H144ZM157 41V39L155 38V42ZM175 41V40H174ZM180 41H181V39H180ZM217 41V40H216ZM1 42V41H0ZM26 42H27V40H26ZM33 42V41H32ZM94 42V41H93ZM96 42V41H95ZM148 42V41H147ZM157 42H159L160 43V40L159 41H157ZM164 42H165V40H164ZM231 42H233L232 44L235 46V47H231V44L229 45V43H231ZM71 43V42H70ZM120 43V42H119ZM175 43V42H174ZM177 43V42H176ZM179 43V42H178ZM181 43V42H180ZM185 43H187V42H185ZM239 44V43H241V44H239V45H236V44ZM1 44V43H0ZM3 44V43H2ZM1 44V45H2ZM28 44H29V42H28ZM75 44V43H74ZM78 44V43H77ZM97 44H99V43H97ZM124 44V43H123ZM148 44V43H147ZM258 44V43H257ZM4 45H7V44H4ZM26 45V44H25ZM63 45H61V48H65V46H63ZM158 45V44H157ZM181 45V44H180ZM183 45V44H182ZM217 45H218V47H217ZM3 46V45H2ZM47 46V45H46ZM141 46V45H140ZM152 46V45H151ZM159 46V45H158ZM157 46V47H158ZM190 46V45H189ZM189 46H187V47H189ZM5 47H7V46H5ZM109 47V46H108ZM111 47V46H110ZM156 47V49H158V48H160V47H158L157 48ZM175 47H177V46H175ZM241 47H242V49H241ZM256 47V46H255ZM82 48V47H81ZM80 48V49H81ZM113 48V47H112ZM111 48V49H112ZM138 48V47H137ZM154 47H152V49H153ZM179 48V47H178ZM183 48V47H182ZM260 48V47H259ZM0 49H3L2 47L0 48ZM41 49H43V48H41ZM47 49V48H46ZM48 49H49V47H48ZM110 49V48H109ZM120 49V48H119ZM136 49V48H135ZM134 49V50H135ZM147 49V48H146ZM151 49V50H152ZM156 49H154L155 50V52H156ZM161 49V48H160ZM172 49V48H171ZM184 49V48H183ZM186 49V48H185ZM191 48H189V50H190ZM198 49V50H199ZM7 50V49H6ZM63 50V49H62ZM114 50V49H113ZM122 50H124V47H123V49ZM133 50V51H134ZM162 50V49H161ZM169 50V49H168ZM2 50H0V52H1ZM11 51V52H10ZM49 51H51V50H49ZM87 51V50H86ZM85 51V52H86ZM119 51H121V50H119ZM165 52H167V50H164ZM163 51V52H164ZM179 51V50H178ZM181 51V50H180ZM250 51V50H249ZM39 52V53H38ZM43 52H45V51H43ZM53 52V51H52ZM51 52V53H52ZM125 52H127L128 53V51H125ZM144 52V51H143ZM152 52V51H151ZM151 52H150V54H151ZM162 52V51H161ZM160 52V53H161ZM164 52V53H165ZM260 52V51H259ZM36 53H38V55H36ZM119 53H121V52H119ZM154 53V52H153ZM163 53V54H164ZM168 53L169 52H167V54H165V56L166 57H168L169 55H168ZM203 53V54H202ZM46 54V53H45ZM44 54V55H45ZM77 54V53H76ZM115 54H118V51H117V53L115 52ZM129 54H130V51H129ZM129 54H128V57H129ZM143 54V53H142ZM156 53H154V55H155ZM159 54V53H158ZM187 54V53H186ZM251 54H253L252 53V51H251ZM42 55V54H41ZM121 55V54H120ZM122 55H124V51H123V54ZM134 55V54H133ZM136 55V54H135ZM134 55V56H135ZM144 55H145V53H144ZM143 55V56H144ZM162 55V54H161ZM34 56H37L38 57V61H39V63H34L33 61H32V59H33V57ZM117 56V55H116ZM115 56V57H116ZM132 56V54L130 55V57ZM139 56V55H138ZM147 56V55H146ZM159 55H157V57H158ZM171 56H172V54H171ZM178 56H180V55H178ZM192 56L193 55H190V57L192 58ZM228 56H232L234 59H230V57H228ZM246 56V55H245ZM142 57V56H141ZM140 57V58H141ZM162 57V56H161ZM165 57V58H166ZM173 57V56H172ZM182 57H183V55H182ZM194 57V56H193ZM231 57V58H232ZM4 58H5V62L3 61L4 60ZM120 58V57H119ZM122 58V57H121ZM121 58H120V60H121ZM124 58V57H123ZM125 58L127 59V57L125 56ZM160 58V57H159ZM169 58V57H168ZM176 58H178V57H176ZM200 58V57H199ZM114 59V58H113ZM139 59V58H138ZM150 59H152V58H150ZM186 62L185 63H183L182 61H181V58L180 59H178V60H180V62L182 63V64H180V63H178L177 64V62H175L174 60V62H175V64H177L176 66H174V65H171V63L172 62H169L168 60H167V58L166 59H158L159 60V62H156L155 63V65H157V66H159V65H163L164 63L166 64L167 63V65H165L166 67H165V70H164V72L166 73V74H168V77L170 78V80H171V82H172V84H174L175 85V89H173L174 91H172L173 93L175 92V90H176V88L178 89V92L179 91H183V94H185L186 95V97H185V95H183V97H185V98H189V97H191L193 94H194V96H195V91H192V90H188V88H189V83H188V81L190 82V85H196V86H194L193 88L195 89V90H197V88H198V85L197 84H195V83H193L194 81L196 82V80H197V77H196V79H194V78H192V72L190 73L189 72V68L190 67H192L191 65H188L187 64V61H189V59L187 60V56H186ZM193 59V58H192ZM195 59V61H197L196 60V58H194ZM243 59H244V57H243ZM114 60H116V59H114ZM153 60H155V56H154V59ZM157 60V61H158ZM182 60H183V58H182ZM249 60V59H248ZM255 60V59H254ZM261 60V59H260ZM122 61V60H121ZM127 61H129L128 59H127ZM142 61V60H141ZM194 61V62H195ZM206 61H208V62H206ZM246 61V60H245ZM258 61V60H257ZM2 62H4V64L3 65H1V63ZM146 62V61H145ZM155 62V61H154ZM179 62V61H178ZM198 62V61H197ZM244 62V61H243ZM250 62V61H249ZM111 63V62H110ZM113 63V62H112ZM116 63V62H115ZM115 63H114V65H115ZM137 63V62H136ZM147 63V62H146ZM148 63H149V60H148ZM147 63V64H148ZM153 63V62H152ZM188 63H190V62H188ZM193 63V62H192ZM261 63V62H260ZM259 63V64H260ZM37 64H39V66L40 67H37V70H38V72H40L39 73V76L36 78V79H38V82H40L43 78H44V82L43 83H35L36 85H30V86H27V87H25V90H24V92L22 93V85L23 84H27V82H29L30 80H27V81H25L24 82V78H23V75L22 74H30V72H32L31 70H27V68L28 67H30L31 65H37ZM114 65L113 64H111V67L113 68L114 67ZM121 65H123V64H121ZM131 65H134L133 63H131V61L130 62H128L127 63V69H126V73H123V72H120V73H117V72H115L114 71V69H113V71H114V73L112 72V71H109V72H112L113 74H112V76L116 79V81L117 82H119V83H122L124 80H123V78L125 77L126 79H127V81H130V83H132L134 86H136V88L137 87H139V86H143V82L145 81V79H146V81L148 82V80H152V79H150L151 78V76H150V74L151 73H149L148 75L146 74V73H143V71H140V70H142V68H141V64L139 65L140 66V70H138V69H135V68H133ZM149 65V64H148ZM151 65V64H150ZM149 65V66H150ZM154 65V66H155ZM208 65V66H207ZM242 65H244V63L243 64H241V66ZM257 65H258V63H257ZM108 66H109V64H108ZM138 66V65H137ZM152 66H153V64H152ZM250 66V65H249ZM124 67V66H123ZM160 67V66H159ZM214 67H211L212 69H213V72H212V74L214 75V77H212L213 75L211 74V71L209 70V72H210V74H209V76L211 75V77H209V78H207V81H211V79H212V81L213 80H216V81H214V82H219L220 81V78L218 77L219 76V71H220V69L219 70H216V69H218V68H214ZM229 67V66H228ZM246 67V66H245ZM260 67V66H259ZM258 67V68H259ZM262 67V66H261ZM108 68V67H107ZM110 68V67H109ZM150 68V67H149ZM153 68V67H152ZM164 68V67H163ZM46 69H49V70H46ZM148 69V68H147ZM155 69V68H154ZM161 70H162V67L160 68ZM234 69V70H235ZM241 69V68H240ZM249 69V68H248ZM103 70H106V69H104L103 68ZM121 70V69H120ZM124 70H125V68H124ZM254 70V69H253ZM259 69H257V71H258ZM123 71V70H122ZM145 71V70H144ZM148 71H149V69H148ZM153 70H151L150 69V72H152ZM194 71H193V73H194ZM203 71V70H202ZM241 71V70H240ZM104 72V71H103ZM105 72H107V71H105ZM147 72V71H146ZM206 72V71H205ZM216 72H218L217 74H218V76H217V78L215 77V75H216ZM239 72V71H238ZM123 73V74H122ZM148 73V72H147ZM158 74L156 75V76H159L160 75V73H159V71L157 72ZM172 73H174V74H172ZM208 73V72H207ZM220 73H221V71H220ZM40 74H42L43 76H40ZM152 74H153V76H154V72H152ZM151 74V75H152ZM162 74V73H161ZM169 74H170V76H169ZM204 74V73H203ZM223 74V73H222ZM245 74V73H244ZM263 75H264V73H262ZM164 75V74H163ZM197 75V74H196ZM207 75V74H206ZM221 75V74H220ZM234 75V74H233ZM260 75H261V73H260ZM152 76V77H153ZM204 76V75H203ZM223 76V75H222ZM245 76V75H244ZM117 77H118V79H117ZM194 77V76H193ZM149 78V79H148ZM154 78L155 77H153V80H154ZM200 78V77H199ZM198 78V79H199ZM205 78V77H204ZM159 79V78H158ZM200 79H202L203 80V77L201 76V78ZM221 79H224V78H221ZM250 79V78H249ZM262 79V78H261ZM111 80V79H110ZM156 80V79H155ZM264 80V79H263ZM126 81V80H125ZM146 81H145V85L147 84L146 83ZM197 81H201V80H197ZM207 81H205V84H206V82ZM208 82V84H210V86H212L213 85V83L214 82ZM246 80L244 79L243 80V82H242V84L245 82ZM251 81V80H250ZM255 81V80H254ZM150 82V81H149ZM151 82H153V81H151ZM240 82V81H239ZM58 83H60V84H58ZM65 83V82H64ZM125 83V82H124ZM197 83V82H196ZM211 83H212V85H211ZM257 83V82H256ZM262 83V82H261ZM261 83H259L258 82V84H261ZM153 84H154V82H153ZM153 84H152V86H153ZM208 84H206V85H208ZM216 84V83H215ZM218 84V83H217ZM229 84V83H228ZM247 84H250L249 82H247ZM87 85V84H86ZM124 85V84H123ZM131 85V84H130ZM158 85V84H157ZM161 85H164V84H162L161 83ZM202 85V84H201ZM245 85V84H244ZM243 85V86H244ZM262 85H264V81H263V83H262ZM132 86V85H131ZM150 86V85H149ZM155 86H156V84H155ZM168 86V85H167ZM166 86V87H167ZM179 86V87H178ZM199 86H200V84H199ZM242 86V85H241ZM242 86V87H243ZM111 87V86H110ZM127 87V86H126ZM133 87V86H132ZM132 87H129V88H125L124 90H122L124 93H123V95L126 97L128 94H129V89H131ZM162 87H164V86H162ZM170 87V86H169ZM173 87V86H172ZM191 87V86H190ZM203 87H205V88H207L206 86H202V88ZM209 87V86H208ZM226 87V86H225ZM241 87V88H242ZM264 87V86H263ZM124 88V87H123ZM143 88H145V87H143ZM146 88H148V86H146ZM158 87H156V89H157ZM192 88V89H193ZM227 88V87H226ZM239 88V87H238ZM247 88H249V87H247ZM60 89V88H59ZM135 88L133 87V90H134ZM140 89V88H139ZM164 89V88H163ZM167 89V88H166ZM165 89V90H166ZM222 89V88H221ZM236 89H237V87H236ZM243 89V88H242ZM249 89H251V87L249 88ZM133 90L132 91H130V92H133ZM142 90V89H141ZM152 90V89H151ZM154 90V89H153ZM158 90V89H157ZM168 90H170V89H168ZM203 90V89H202ZM204 90H206V89H204ZM215 90V89H214ZM223 90V89H222ZM220 91L219 93H218V95L220 96L219 98H223L224 97V93H223V91ZM252 96L254 97L255 96V99L256 100H258V96H256V94H254L253 93V90L254 91H257V89H255V87H252ZM60 91V90H59ZM171 91H170V93H171ZM209 91V90H208ZM207 91V92H208ZM240 91V90H239ZM246 91L247 90H244V92L242 91V92H240V94L241 93H244L243 95H239L238 97H235V98H237L238 99V104H240L241 106H243V104H244V102L246 101L247 102V108H248V106L249 105H251V104H253V103H251V102H253V101H251L250 103H248L249 101L247 100L248 99V97H249V95H248V97H246L247 99H245V95H246ZM249 91V90H248ZM248 91H247V93H248ZM142 92V91H141ZM165 92V91H164ZM163 92V93H164ZM201 92V91H200ZM250 92L251 91H249V94H250ZM156 93V92H155ZM161 94H163L162 93V91L160 92ZM160 93H159V95H158V98H159V96H160ZM182 93V92H181ZM180 93V94H181ZM197 93V92H196ZM203 93H204V91H203ZM237 93V92H236ZM62 94H64V92L62 93ZM205 94V93H204ZM217 94V93H216ZM66 94H64V96H65ZM157 95V94H156ZM165 95V94H164ZM167 95V94H166ZM168 95H170L169 93H168ZM174 95H175V93H174ZM201 95H203V94H201ZM206 95V94H205ZM58 96H60V95H58ZM62 96V95H61ZM139 96H141V97H144L145 99H147L146 98V96H148V95H142V93H140V95ZM176 96V95H175ZM208 96V95H207ZM247 96V95H246ZM125 97H123V99L122 100H125L126 98ZM152 97V96H151ZM161 97H163L164 98V96H162L161 95ZM160 97V98H161ZM166 97V96H165ZM183 97H181V98H183ZM204 97V96H203ZM210 97V96H209ZM212 97V96H211ZM218 97V96H217ZM216 97V98H217ZM234 97V96H233ZM232 97V98H233ZM260 97H262V96H260ZM61 98V97H60ZM63 98V97H62ZM114 98V97H113ZM117 98V97H116ZM153 98V97H152ZM168 98H170V97H168ZM231 98V99H232ZM252 98V97H251ZM263 98V97H262ZM104 99V98H103ZM102 99V100H103ZM138 99V98H137ZM192 99V98H191ZM201 99V98H200ZM208 100H209V98H207ZM206 99V100H207ZM230 99V100H231ZM239 99L241 100V101H239ZM254 99V100H255ZM260 99V98H259ZM100 100V99H99ZM106 100V99H105ZM115 100V99H114ZM153 100H155V98L153 99ZM176 101H177V99H175ZM195 101L194 102H197L198 101V98H197V101H196V99H194ZM249 100H250V98H249ZM261 100V99H260ZM108 101V100H107ZM147 101V100H146ZM182 101H183V99H182ZM237 101V100H236ZM243 101V102H242ZM104 102V101H103ZM112 102V101H111ZM111 102H109L110 104H111ZM148 102H149V98H148ZM152 102V101H151ZM158 102V101H157ZM166 102V101H165ZM171 102H173L172 100L170 101V103ZM180 102V101H179ZM220 102V101H219ZM231 102V101H230ZM233 102H235V101H233ZM246 102H245V104H246ZM105 103V102H104ZM137 103V102H136ZM147 103V102H146ZM146 103H145V101L144 100H142V99H139V103H137V104H139L137 107H135V109L137 110V112H135V113H137L136 114V116H134L133 114H132V111H134V110H130L129 108H121V109H119L118 111H115V112H113V114H118V112H120V111H123L125 114H126V117H124V119L126 118V121L125 122H123V123H119V121H117V119H113V121L111 122L110 120L111 119H108V118H110V117H108V118H102L101 116L99 117L98 116V114H96V113H92V112H90V111H88V112H84V115H86V116H83V115H78V116H75V117H69L68 116V114L67 115H65V114H63L61 111H59V110H57V109H54V110H52V111H49V109H48V114L45 116L46 118H47V120H46V122L45 123H42L43 124V126H44V128L45 129H47L48 131H50L51 132V135H52V138L50 139V144H49V147H48V149H47V152L46 153H43V154H41L38 158H36L35 160H32V161H34L33 163L31 162V165L30 166H28L27 167V169L25 170V171H23L22 172V174L20 175H17L14 179H12L14 182H11L10 183V187L8 188V190L7 191H9V194L8 195H14L13 196V198H15V199H17V197H21V196H23V194H22V190H24L23 188H22V186H23V180H21V179H25V178H27V180L26 181H29L30 179L32 180V182H31V180H30V183H32L31 185H29V188H30V191L29 192H31L32 193V195H33V198H34V201H32V203H36V204H38V200L40 199V203L42 202V201H44L45 203L44 204H46V203H48L49 205H51V207L53 206V200H52V196H53V193L54 192H56L57 190H58V193L60 194V198L61 199H63L62 198V196H64L65 195V193H66V195H69V194H67V191L71 188V189H73V192L75 191L76 193H80L81 194V196H86L85 194H87V196L88 195H90L91 197H93L92 195H94V194H99L100 192L101 193H106V191H108V190H111V189H113V190H111V191H113V193L111 194L114 198H117L118 197V195L120 194V190L122 189V185L120 186V183L122 182H120L119 180H118V177H120V173H121V177H124L125 179H127V181L126 182H129V184L131 185L130 187L132 188V187H134L133 185H137V179H138V176H139V174H143V172L146 170V169H144V170H141V166H139L141 163L142 164H144V166H146V165H148L150 162H153V164L156 162V161H158V158H161L162 156H164L165 154H167V153H171V152H181L180 150H182V148H183V146L187 143V142H185L186 141V135H183V133H184V131H182L181 129H183V128H189V127H191V128H195L194 126H195V122H193L191 119H189L188 118V116H186V118H185V122L187 123H184V125L182 124V120H184V119H182L181 120V126L179 127V128H175L174 130H169V128L167 129V128H165V129H167V131H165L162 127L163 126H161L160 127V129L158 130V128H159V126L161 125V124H159L158 123V127H156L155 128V125H154V122L148 117L147 119L142 115V113L143 112H145L146 111ZM155 103H156V100H155ZM161 103L163 104V102H162V98H161ZM160 103V104H161ZM169 103V104H170ZM176 103V102H175ZM190 103V102H189ZM198 103V102H197ZM218 103V102H217ZM103 104V103H102ZM109 104V105H110ZM115 104V103H114ZM166 104V103H165ZM164 104V105H165ZM178 104V103H177ZM186 104H187V102H186ZM193 103H192V100H191V108H193V105H192ZM221 103H219V105H220ZM226 104V103H225ZM225 104H224V106H225ZM101 105V104H100ZM104 105V104H103ZM102 105V106H103ZM151 105V104H150ZM168 105V104H167ZM167 105H165V106H167ZM188 105V104H187ZM256 105H257V103H256ZM105 106H107V102L105 103ZM124 106V105H123ZM186 106V105H185ZM196 106L198 107V108H201V103H200V101H199V103L198 104H196ZM214 106H217V108H218V105H214ZM221 106V105H220ZM229 106V105H228ZM33 107V106H32ZM42 107H44V106H42ZM63 107V106H62ZM104 107V106H103ZM121 107V106H120ZM171 107H172V105H171ZM174 107H179V109H182V107L180 108V106H177V105H175ZM236 107H237V104H236ZM262 107V106H261ZM260 107V108H261ZM98 108V107H97ZM107 108V107H106ZM147 108H149V105L147 106ZM167 108H168V106H167ZM187 108H188V106H187ZM222 108H223V106H222ZM234 108V107H233ZM43 109V108H42ZM41 109V110H42ZM45 109H47V108H45ZM44 109V110H45ZM102 109V108H101ZM105 109V108H104ZM176 109V108H175ZM204 109V107H202V110ZM216 109V108H215ZM225 110H226V108H224ZM32 110V109H31ZM30 110V111H31ZM34 110H35V108H34ZM39 110V109H38ZM41 110H40V112H41ZM103 110V109H102ZM168 110V109H167ZM183 110V109H182ZM195 110V109H194ZM199 110V109H198ZM208 110V109H207ZM206 110V111H207ZM217 110V109H216ZM220 110H222L221 109V107H220ZM219 110V111H220ZM232 110V109H231ZM230 110V111H231ZM237 110H238V108H237ZM237 110L236 109H234V110H232L231 112L232 113H234V111L235 112H237ZM33 111V110H32ZM36 111V110H35ZM104 111V110H103ZM112 111V110H111ZM149 111V110H148ZM159 111V110H158ZM164 111V110H163ZM175 111H177V110H174V112ZM188 111V110H187ZM191 111V110H190ZM197 111V110H196ZM200 111V110H199ZM212 111V110H211ZM213 111H215V110H213ZM219 111H217V113L219 112ZM256 111V110H255ZM9 112V111H8ZM7 111H1V113H0V166H5V163L8 161V157L6 158V153H7V151H8V144H13V148H15V145H16V149H21L22 147H25V146H27V145H29L30 143H32V140H31V138H28V139H25V140H23V138H24V135H27V134H29V133H31L32 131H34L35 130V127L34 128H32V129H30L29 131L25 128V125L26 124H28V123H25V120H27V119H25V118H22V119H25L24 120V122L22 121V119L20 118V117H13V118H8V120H6L5 118V116H7V113H8ZM34 112V111H33ZM37 112V111H36ZM97 112H99V111H97ZM147 112V111H146ZM173 112V111H172ZM178 112V111H177ZM176 112V113H177ZM182 112V111H181ZM184 112V111H183ZM203 112H204V110H203ZM209 113H210V110L208 111ZM221 112V111H220ZM230 112V113H231ZM24 113V112H23ZM29 113H31V112H29ZM29 113H28V115H29ZM38 113H39V111H38ZM86 113V114H85ZM122 113V112H121ZM179 113V112H178ZM191 113V112H190ZM205 113V112H204ZM208 113V114H209ZM217 113H215V114H217ZM227 113H228V111H227ZM227 113L225 114V115H227ZM231 113V114H232ZM257 115H258V117L259 116H261L262 117V111H261V109H260V114H259V112L257 111V112H255ZM11 114H13V112L11 113ZM44 114H46V113H44ZM79 114V113H78ZM83 114V113H82ZM106 114H108V113H106ZM167 114V113H166ZM192 114V113H191ZM212 114H213V112H212ZM211 113L209 114V115H212ZM222 114V112L221 113H219V115H221ZM264 114V113H263ZM24 115V114H23ZM33 115H35V114H33ZM33 115H29V116H33ZM39 115H40V117L42 118V119H45V117L42 115V114H40L39 113ZM69 115H71L70 113H69ZM105 115V114H104ZM111 115V114H110ZM169 115V114H168ZM183 115H185L184 113H183ZM194 115H195V113H194ZM193 115V116H194ZM202 114H200V116H201ZM204 115H206V114H204ZM203 115V116H204ZM224 115V113L221 115V116H217L220 120H221V118H225L224 119V121L222 122V123H224V124H228V126H226V127H233V125H234V123L235 122H231V120H237V122H238V120H239V123H244L243 125H248L249 124V127H250V125L252 124V123H254L255 121V124H258L259 126H263L264 127V121H260V122H257V119H251L253 122H250V120L249 121H246V118H247V115H244L245 117V120H243L242 118H240L239 116H237V114H236V116L237 117H230V118H228V116L226 117ZM235 115V114H234ZM241 115V114H240ZM29 116L27 117V115H26V117L27 118H29ZM38 116V115H37ZM114 116V115H113ZM122 116V115H121ZM162 116H164L165 117V115H162ZM172 116H173V114H172ZM191 116V115H190ZM192 116V117H193ZM198 115H196V116H194V117H197ZM202 116V121H203V118L205 117H203ZM213 116V115H212ZM211 116V117H212ZM249 116V115H248ZM5 117V118H4ZM33 117H35V116H33ZM40 117H39V120H40ZM156 117V116H155ZM168 117V116H167ZM191 117V118H192ZM208 117V116H207ZM113 118V117H112ZM151 118H152V116H151ZM209 119H211L210 118V116L208 117ZM260 118V117H259ZM258 118V119H259ZM29 119H31V118H29ZM28 119V120H29ZM36 119H37V117H36ZM154 119V118H153ZM177 119V118H176ZM201 119H198V120H200L201 121ZM218 119V120H219ZM263 119H264V117H263ZM34 120H35V118H34ZM33 120V121H34ZM38 120V121H39ZM119 120V119H118ZM180 119H178L177 121H179ZM194 120H195V118H194ZM226 120H228V121H226ZM43 121V120H42ZM124 121V120H123ZM159 121V120H158ZM161 121V120H160ZM159 121V122H160ZM165 121V120H164ZM202 121H201V123H202ZM215 121V120H214ZM214 121H213V123H214ZM29 122V121H28ZM44 122V121H43ZM163 121H161V123H162ZM169 122V121H168ZM175 122H176V120H175ZM197 122H199V121H197ZM221 122V121H220ZM30 123V122H29ZM40 123H41V121H40ZM164 123V122H163ZM169 123H171V122H169ZM206 123V122H205ZM33 124V123H32ZM35 124V123H34ZM39 124V123H38ZM171 124H173V123H171ZM178 124V123H177ZM77 126V127H74V126ZM176 125V124H175ZM189 125V126H188ZM205 125H207V123L205 124ZM172 126V125H171ZM178 127V126H177ZM209 127V126H208ZM208 127H207V129H208ZM217 128H219V129H223V126L222 125H218V126H216ZM215 126H211L210 128H212L211 130H214V129H216V130H218L217 128H216ZM203 128V127H202ZM259 128V127H258ZM262 128V127H261ZM197 129V128H196ZM206 129V128H205ZM226 129V128H225ZM224 129V130H225ZM228 130H229V128H227ZM216 130H214V131H216ZM221 130H219L218 132L216 131V133H217V135H219V136H221ZM261 130H263V129H261ZM188 130H186V132H187ZM202 131V130H201ZM213 131V132H214ZM236 131V130H235ZM259 131V130H258ZM35 132H37V130H35ZM197 132V131H196ZM43 133V132H42ZM188 133H189V131H188ZM208 133L209 134H211L209 131H208ZM230 133H238V132H225V133H223L222 135H226V134H230ZM199 134V133H198ZM198 134H196V135H198ZM30 135H32V134H30ZM39 135V134H38ZM194 136V135H193ZM218 136V137H219ZM33 137H35V135L33 136ZM182 137H184V140H182L181 138ZM198 137V136H197ZM202 141H204V140H202ZM211 143V142H210ZM203 144V143H202ZM45 152V151H44ZM99 153V154H103V153H108L109 154V158L108 159H106L105 160V158H103L104 156L105 157H108V156H106V155H103L102 156V154H101V156L98 158H95V156H93L95 153ZM4 154V155H1V154ZM97 153H96V155H97ZM134 153H136V155H137V157H134L133 156V154ZM40 154V153H39ZM91 154H92V156H91ZM186 154V153H185ZM38 156V155H37ZM98 156V155H97ZM123 156V157H122ZM176 156V155H175ZM102 159H103V161H105V164H102L103 163V161H102ZM155 159V160H154ZM153 160V161H152ZM101 161H102V163H101ZM118 161H120V165H119V162ZM122 162V163H121ZM130 163H132L133 165L132 166H129L128 167V165L130 164ZM109 164V165H108ZM100 165H103L104 167H105V169H106V166L108 165V166H110V168H108V166H107V169H111V168H114L115 169V171H114V173H113V176L112 177H115L116 178V182L114 183L113 181H112V179L109 177V176H107L106 174H103V176H104V183H100V181L102 180L100 177H99V184L98 183H96L95 185L93 184V186H89L88 185V183H84L83 184V182L82 181H85V180H81V181H79L78 179H79V176H81L80 174L83 172V171H80V172H78V170L80 169V168H82V169H88V170H90V171H92L93 173L97 170H99L98 168H99V166ZM26 166V165H25ZM51 166H54V167H56L57 166V168H55L56 169V171L54 170V171H52L53 173H50L49 172V174H47V176L43 179L42 178V174H43V172L45 171V170H47V169H49ZM147 167H149V166H147ZM24 168V167H23ZM100 168H101V166H100ZM143 168V167H142ZM50 170H53L52 169V167L50 168ZM48 171V170H47ZM110 171V170H109ZM91 172V173H92ZM100 171H98V173H99ZM85 173V172H84ZM83 173V174H84ZM90 173V172H89ZM88 173V174H89ZM68 174H69V176H71L72 177V180H74L73 182H75V180H78L80 183L79 184H65V182L64 183H61L62 181H64L65 179H67V177H68ZM108 174V173H107ZM87 175V174H86ZM89 175H91L92 176V174H89ZM94 175H95V173H94ZM101 175V174H100ZM99 175V176H100ZM10 176V175H9ZM97 177V176H96ZM102 177V176H101ZM69 179V178H68ZM67 179V180H68ZM124 179V180H125ZM94 180V179H93ZM93 180H92V183H93ZM106 180H108V181H106ZM123 180V181H124ZM0 181H2L3 182V179H1L0 178ZM9 181V180H8ZM11 181V180H10ZM107 183H106V182ZM115 181V180H114ZM143 181V180H142ZM125 182V181H124ZM123 182V183H124ZM148 182V181H147ZM147 182H145L144 183V185H147ZM76 183V182H75ZM111 183V184H110ZM133 183V184H132ZM142 183V182H141ZM89 184H91V183H89ZM98 184V185H97ZM27 185V184H26ZM25 185V186H26ZM92 185V184H91ZM100 185H101V188H100ZM141 185V184H140ZM124 186V185H123ZM127 186V185H126ZM119 187H121V189H119ZM14 188V189H13ZM24 188H26V187H24ZM98 188H100L101 189V191H100V189H99V193H96L97 192V190L96 189H98ZM28 189V188H27ZM129 188H127L126 190H128ZM125 190V191H126ZM6 191V192H7ZM71 191V190H70ZM103 191V192H102ZM110 191V192H111ZM129 191V190H128ZM127 191V192H128ZM95 192V193H94ZM110 192H108L109 194H110ZM4 194H2V195H0V197H1V199H0V213H2L3 212V210H5V213H10V214H0V224L2 225V227H3V230H4V232L3 233H1L0 234V250H6V251H4L3 253L5 254L6 253V256H8V257H11L12 256V259L13 260H16V262L17 261H19L20 260V258L23 256V255H25L26 256V253L24 252V250H25V248H27L28 247V245H29V242L30 243H34V242H36L37 241V239L36 240H34V242L32 241L33 239H29L30 237L29 236H32V234L36 231L37 232V230H36V227H38V223L34 220V216H33V214L35 213V212H32V216L34 217V218H32L30 215V212L28 211V209H25V206L24 207H22V205L21 206H18L17 208L15 207V206H13L10 202H9V200L8 199H6V197H5V195H6V193L5 192H3ZM24 193H25V191H24ZM94 193V194H93ZM107 193V194H108ZM126 193V192H125ZM54 194H56V193H54ZM73 194V193H72ZM92 194V195H91ZM144 194V193H143ZM29 195V194H28ZM103 195V194H102ZM101 195V196H102ZM97 196V195H96ZM143 196V195H142ZM28 197V199L31 197V194H30V197L29 196H26V198ZM55 197V196H54ZM64 197H66V196H64ZM78 197V196H77ZM80 197V196H79ZM89 197V196H88ZM94 197H95V195H94ZM59 198V197H58ZM70 198H72V197H70ZM103 198V197H102ZM25 199V198H24ZM31 199V198H30ZM54 199V198H53ZM75 199V198H74ZM94 199V198H93ZM20 200H22V199H20ZM58 200V199H57ZM56 200V201H57ZM60 200V199H59ZM73 200V199H72ZM80 200H82V199H80ZM90 200V199H89ZM88 200V201H89ZM96 200H98V199H96ZM141 200H142V198H141ZM28 201V200H27ZM30 201V200H29ZM55 201V200H54ZM67 201H68V197H67ZM66 201V202H67ZM83 201V203L82 204H84V203H86L84 200H82ZM81 201V202H82ZM91 201V200H90ZM94 202H95V199L93 200ZM99 201V200H98ZM101 201H103V200H101ZM57 202H60V201H57ZM61 202H62V200H61ZM64 202V201H63ZM100 202V201H99ZM38 204V206L37 207H39L40 208V205L41 204ZM65 203V202H64ZM64 203H63V207H64ZM96 203V202H95ZM95 203H94V205H95ZM103 203V202H102ZM46 205V206H49V205ZM62 204V203H61ZM88 204V203H87ZM141 204V203H140ZM26 205V204H25ZM60 205V204H59ZM75 205V204H74ZM89 206H90V204H88ZM94 205L92 206L93 208H94ZM99 205H101L100 203H99ZM7 206V209L5 208ZM42 206V205H41ZM54 206H56V205H54ZM53 206V207H54ZM66 206V205H65ZM68 206V205H67ZM31 207V206H30ZM29 207V208H30ZM33 207H35V208H37L36 207V205H34ZM58 207V206H57ZM59 207H61V206H59ZM69 207V206H68ZM75 207V206H74ZM79 207V206H78ZM80 207H82L81 205H80ZM116 207V206H115ZM140 207V206H139ZM44 208L45 209H47L45 206H44ZM49 208H50V206H49ZM70 208V207H69ZM88 209H86V210H88L87 212H89V207H87ZM95 208H96V206H95ZM31 209H32V207H31ZM139 209V208H138ZM11 210V211H10ZM34 210V209H33ZM50 210H51V208H50ZM53 210V209H52ZM51 210V211H52ZM77 210H78V208H77ZM82 210V209H81ZM124 210V205H122V210L121 211H123ZM34 211H36V209L34 210ZM69 211V210H68ZM70 211H71V209H70ZM74 211H76L75 209H74ZM90 211H91V209H90ZM44 212H45V210H44ZM50 212V211H49ZM84 212V211H83ZM86 212V211H85ZM119 212H120V210H119ZM39 213H41L40 211H39ZM38 213V214H39ZM52 213H53V211H52ZM75 214H77V212L75 213ZM83 217H85L84 218V220L85 219H87L88 217H90L91 215H93L94 216V214H83V213H80ZM137 214H138V211H137ZM11 215H13V216H11ZM37 215V214H36ZM47 215V214H46ZM50 215V214H49ZM90 215V216H89ZM39 216H40V214H39ZM48 216V215H47ZM55 216V215H54ZM96 216V215H95ZM100 216V215H99ZM112 216V215H111ZM37 218H39L38 216H36ZM41 217V219L43 218L42 216H40ZM52 217V216H51ZM56 217V216H55ZM44 218H46V217H44ZM50 218V217H49ZM77 218V217H76ZM92 218V217H91ZM94 218V217H93ZM32 219L34 220V222L32 221ZM51 220H52V218H50ZM80 219H82V218H80ZM46 220V219H45ZM50 220V221H51ZM53 220H55V219H53ZM60 220V219H59ZM58 220V222L60 223V221ZM94 220V219H93ZM39 221V220H38ZM68 221H69V219H66L65 220V222H61V224H63V227L65 228V227H67V228H69V230L71 229V226L69 225V223H68ZM71 221H72V219H71ZM99 221V220H98ZM118 221V220H117ZM120 221V220H119ZM47 222V221H46ZM76 222V221H75ZM53 223H56L55 221L53 222ZM85 222H83L82 224H84ZM87 223V222H86ZM47 224H51V222L49 223H47ZM57 224V223H56ZM56 224H54V225H56ZM60 224V225H61ZM82 224H80L77 228H75V230H73V231H69L67 228V232H63V233H66V234H68L70 237L71 236H73L72 235V233L73 234H75V233H80V228H81V226H82ZM53 225V224H52ZM59 225V224H58ZM59 225V226H60ZM96 224H94V222L93 223H91V226L92 227H94ZM84 226H85V224H84ZM89 226H90V224L89 225H87V226H85L86 228H89ZM45 227H46V225H45ZM56 227V226H55ZM74 227V226H73ZM48 228V227H47ZM46 228V229H47ZM52 228V227H51ZM48 229H50V228H48ZM47 229V230H48ZM56 229V228H55ZM59 229H60V227H59ZM52 230V229H51ZM58 230V229H57ZM84 230H86V229H84ZM54 231V230H53ZM81 231H83V230H81ZM48 232V231H47ZM56 232V231H55ZM59 232V231H58ZM85 232V231H84ZM118 232V231H117ZM23 233V234H22ZM25 233H27L26 234V236L27 237H25V239L23 238V236H24V234ZM38 233V232H37ZM48 233H50V230H49V232ZM54 233V232H53ZM62 233V234H63ZM55 234H57V233H55ZM61 235V234H60ZM76 235V234H75ZM95 235V234H94ZM57 236V235H56ZM63 236V235H62ZM64 236H65V234H64ZM82 236H84V235H82ZM29 237V238H28ZM36 237V236H35ZM77 237H81V236H77ZM88 237V236H87ZM115 237V236H114ZM26 238H28V239H26ZM37 238V237H36ZM51 238H52V236H51ZM54 238L55 239H53L54 241L56 240V237L54 236ZM65 238V237H64ZM73 238V237H72ZM85 238V237H84ZM69 239V238H68ZM74 239H76V238H74ZM78 239V238H77ZM94 239H95V237H94ZM24 240H28V244H24V242H22V241H24ZM73 240V239H72ZM87 240H88V238H87ZM32 241V242H31ZM40 241V240H39ZM77 241V240H76ZM41 242V241H40ZM52 242V241H51ZM66 242V241H65ZM70 242V241H69ZM93 242H94V240H93ZM113 242H114V240H113ZM26 243H27V241H26ZM84 243V242H83ZM89 243V242H88ZM39 244H41V243H39ZM68 245H69V243H67ZM70 244H71V242H70ZM74 244V243H73ZM113 244V243H112ZM76 245H77V243H76ZM81 244H79V246H80ZM30 246V245H29ZM56 246V245H55ZM61 247V246H60ZM70 247V246H69ZM72 247V246H71ZM70 247V248H71ZM74 247H75V245H74ZM81 247H84V246H81ZM112 247V246H111ZM65 248V247H64ZM85 248V247H84ZM28 249V248H27ZM29 249H31V246H30V248ZM62 249V248H61ZM66 249V248H65ZM80 249V248H79ZM91 249V248H90ZM67 251H68V249H66ZM65 250V251H66ZM73 250H74V248H73ZM77 250H78V248H77ZM83 250V252L85 251V250H87V249H82ZM42 251V250H41ZM78 251H80V250H78ZM77 251V252H78ZM7 252H10L11 253V255L9 256L8 255V253ZM62 252H63V250H62ZM76 252V253H77ZM88 252V251H87ZM90 252V251H89ZM55 253V252H54ZM68 253V252H67ZM66 253V254H67ZM70 253V252H69ZM74 253V252H73ZM34 254V253H33ZM49 254V253H48ZM56 254V253H55ZM55 254H54V256H55ZM61 254V253H60ZM1 255V254H0ZM52 255V252H50V255H49V257ZM70 254H68V256H69ZM71 255H72V253H71ZM88 255V254H87ZM47 256V255H46ZM82 256V255H81ZM86 256V255H85ZM33 257V256H32ZM53 257V256H52ZM55 257H57V256H55ZM62 257V256H61ZM64 257H66L65 255H64ZM25 258H27V257H25ZM30 258V257H29ZM37 258L35 257V260H36ZM45 259V258H44ZM48 260H49V258H47ZM47 259H45V261H47ZM27 260V259H26ZM33 260H34V257H33ZM67 261V260H66ZM6 262V261H5ZM22 262V261H21ZM29 262H31V260L29 261ZM34 262V261H33ZM42 262V261H41ZM47 262H49L50 264H52V262H53V260L52 261H47ZM46 262V263H47ZM56 262H58L56 259H55V262H54V264L56 263ZM9 263H11V262H9ZM12 263H13V261H12ZM17 263H19V262H17ZM35 263V262H34ZM81 263H83V262H81ZM85 263V262H84ZM33 264V263H32ZM45 264V263H44ZM57 264V263H56Z\"/></svg>",
	"mask_w": 264,
	"mask_h": 264
},
{
	"label": "water",
	"instance_id": "95a60500",
	"mask_svg": "<svg viewBox=\"0 0 264 264\" xmlns=\"http://www.w3.org/2000/svg\"><path fill=\"white\" fill-rule=\"evenodd\" d=\"M138 220L98 264H264V129L156 161Z\"/></svg>",
	"mask_w": 264,
	"mask_h": 264
}]
</instances>
